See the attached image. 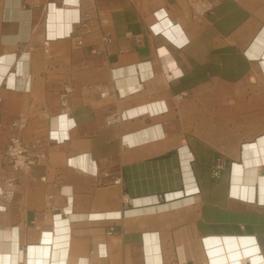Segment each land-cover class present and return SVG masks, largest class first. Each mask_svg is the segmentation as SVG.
Segmentation results:
<instances>
[{
    "label": "crops",
    "instance_id": "crops-1",
    "mask_svg": "<svg viewBox=\"0 0 264 264\" xmlns=\"http://www.w3.org/2000/svg\"><path fill=\"white\" fill-rule=\"evenodd\" d=\"M55 8L69 10L64 22L51 20ZM174 26L186 41L166 33ZM0 57V161L18 116L28 118L23 138L47 153L0 210V229L13 232L4 264H264V201L232 193L242 148L264 140V0H216L202 17L187 0H0ZM65 84L70 126L60 121ZM111 113L121 120L107 124ZM157 127L169 146L152 153L138 138ZM177 192L160 205L124 200ZM70 204L76 215L122 216L71 219L50 257L31 255L51 244V207Z\"/></svg>",
    "mask_w": 264,
    "mask_h": 264
},
{
    "label": "bare ground",
    "instance_id": "bare-ground-1",
    "mask_svg": "<svg viewBox=\"0 0 264 264\" xmlns=\"http://www.w3.org/2000/svg\"><path fill=\"white\" fill-rule=\"evenodd\" d=\"M66 8H64L63 10H58L57 8H55V12L54 14L52 13L51 20H55L56 24L59 22H61V20H63V22L65 21V17L67 14H69V10H65ZM62 11V12H61ZM163 14V13H161ZM170 23L169 20H163V22L155 25V30H163L165 26H167ZM53 25V24H51ZM166 33L174 38L178 35H180L178 41L180 43L186 41V37L184 36V33L182 32L180 27H173V30L171 28L165 30ZM57 32V31H56ZM161 53H165V50H161ZM0 61L2 62V64H0V72L1 73H6L7 72V66L4 64L5 58L0 57ZM9 84H13L14 80L11 77L9 79ZM65 115V116H64ZM69 112L68 113H63V116L61 117L60 121L62 126H70L69 124V118H68ZM147 134V136H146ZM166 136H164V133L162 132L160 127L154 128L153 130H151L148 133L145 134H141L140 138H138V141H145L147 139H151V141L149 142L150 145V150L153 153V151H157L158 149H165L166 147H168V142L164 143L161 142L164 140ZM10 138V137H9ZM9 142V140H8ZM133 151L135 154H139L140 151V145H137L135 147H133ZM243 149V153H244V160L239 163L236 164L234 167V177H233V181H234V186H233V190L232 193L235 195H239L243 198H247V199H254V198H259V200L264 201V177H260L258 175V170H259V166L260 164L264 163V140L263 139H258L256 141H253L251 143H248L246 145H244ZM71 163L80 166L82 169L86 168L89 169V163L88 162H84L82 159L81 160H77L72 158L70 160ZM8 174V173H7ZM7 174L5 176H7ZM187 179H190V177L187 176ZM189 185V183H188ZM2 190V187H0V191ZM194 189H190L188 188V191H192ZM179 195H182L181 192H177V193H170L168 195L169 198H174V197H178ZM128 199L131 202V206L132 208H136L138 206H148L150 205L151 202L155 201L157 199V197H152V196H143V197H138L135 199H130L128 197ZM1 196H0V210H5L6 209V205L2 204L1 202ZM58 211V213H56V221H55V229L52 232H47L45 233V235H47V238H44L48 243H51L50 245H41V246H33L31 247V255H36V254H42V255H51V250H52V246L54 244V240H55V232L57 231V233L66 230V228H68L71 219L74 218H106V217H121L122 216V212L119 211H105V212H92L90 214H83V215H76L73 214L72 212V206L71 204L69 206L66 207V209H64L62 212ZM66 214L67 218L64 219L61 215ZM12 232V230H4V229H0V264H4V261H7L8 259L4 258V254L3 252L5 251L6 253L8 251L12 252L13 248H12V243L10 242H6L3 240V238L6 235H10ZM65 243L61 242V243H55L56 246L60 247L61 245H64ZM9 256H12V253L9 254ZM11 260V259H10ZM33 260V261H32ZM30 261V264H47L48 262L45 261L46 259H38L39 261H35L36 259H32ZM50 261V260H48ZM59 264V263H57ZM64 264V263H62Z\"/></svg>",
    "mask_w": 264,
    "mask_h": 264
},
{
    "label": "built area",
    "instance_id": "built-area-1",
    "mask_svg": "<svg viewBox=\"0 0 264 264\" xmlns=\"http://www.w3.org/2000/svg\"><path fill=\"white\" fill-rule=\"evenodd\" d=\"M193 15L196 17L207 16L212 13L216 6V0H187ZM112 40L110 33H104L103 41L104 43H109ZM82 40L78 41V44L81 45ZM49 40L45 41V46H48ZM95 51V50H94ZM73 91V86L70 84H65L61 93L60 101L62 106V113L69 112V102L71 94ZM108 94L107 90L101 91L100 95L102 97ZM179 98L188 96L187 91H182L177 94ZM121 115L117 113H111L108 115L106 122L107 124H113L121 120ZM28 126V118L25 116H18L12 121V133L7 144L5 151L4 160L9 168L7 176H5L4 185L0 191L1 202L7 206V203L12 201L15 192L16 186L18 184V175L20 173H25L30 171L35 165L41 163L47 158V153L40 148L39 144L36 141H27L23 138V132ZM226 168V162L224 159L219 158L213 165L212 168V177L219 179L222 176V172ZM116 183L122 182V178H117L114 180ZM54 195H50V198H53ZM157 199L154 201L153 205H160L162 203H168L179 199H169L167 193H162L159 196H156ZM183 197V195H182ZM124 200L127 204L131 205L130 200L128 199L127 194L124 196ZM52 211L57 213L59 211L57 206H52ZM114 230L113 228L111 231Z\"/></svg>",
    "mask_w": 264,
    "mask_h": 264
},
{
    "label": "rangeland",
    "instance_id": "rangeland-1",
    "mask_svg": "<svg viewBox=\"0 0 264 264\" xmlns=\"http://www.w3.org/2000/svg\"><path fill=\"white\" fill-rule=\"evenodd\" d=\"M8 144V143H7ZM6 148H7V146H6ZM6 151V150H5ZM4 151V152H5ZM4 155V156H3ZM3 155H2V158H1V161H0V186L2 185H4V180H5V175L8 173V171H9V168L7 167V164H6V162H5V160H4V157H5V153H3ZM2 169H6L7 170V172L6 173H3L2 172ZM4 175H3V174ZM1 186V187H2ZM16 193V192H15ZM15 196V195H14ZM13 199H14V197H13ZM4 204V203H3ZM8 204V203H7Z\"/></svg>",
    "mask_w": 264,
    "mask_h": 264
}]
</instances>
